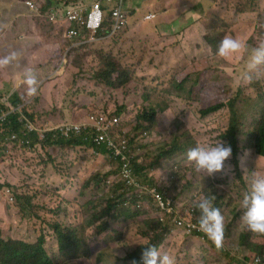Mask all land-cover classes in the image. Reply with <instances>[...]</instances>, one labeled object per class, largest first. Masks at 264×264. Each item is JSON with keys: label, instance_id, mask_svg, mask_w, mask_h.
I'll return each mask as SVG.
<instances>
[{"label": "rangeland", "instance_id": "rangeland-1", "mask_svg": "<svg viewBox=\"0 0 264 264\" xmlns=\"http://www.w3.org/2000/svg\"><path fill=\"white\" fill-rule=\"evenodd\" d=\"M23 1L0 0V60L7 61L0 65V105L11 93H17L23 97L33 121L44 130L82 121L90 114L119 117L122 131L135 140L136 157H143L140 159L151 166L178 133L186 132V137L192 135L203 147L217 140L229 145L226 133L232 118L230 103L235 102L243 127L238 134L237 153L226 162L224 172L214 177L197 172L187 161V154L176 160L163 158L160 164L151 166L157 168L150 171L155 184L165 185L166 193H170V185L176 198L183 196L199 202L201 197L215 198L213 195L218 194L219 201L224 202L219 208L224 226L228 222L223 247L217 249L209 239L187 235L176 226L173 227L177 231L165 239V235L158 234L160 225L155 222L146 225L148 219L161 215L153 204L143 211L144 216L136 218L116 203L115 212L132 219L125 223L128 241L118 245L130 242L131 248L137 250L149 244L144 234L149 229L155 231L149 235L153 242L166 241L160 250L173 255L176 264H255L249 250L240 244V234L246 228L241 221L244 211L241 201L249 190V174L255 170L264 173V158L250 148L251 135L264 118V77L244 83L247 51L224 59L213 52L206 38L231 35L240 38L249 49L264 43V10L258 14V7L253 6L250 14L236 23L226 20V15L214 22L216 15L188 13L187 6L174 5L176 0H156L158 5L148 0H129L126 9L131 12V19L127 30L76 43L66 37L54 38L61 29L65 31L60 27L63 24L61 6L53 9L59 17L58 26L48 17L51 7L42 2L39 14L37 10L28 11ZM70 1L89 4L92 0ZM237 1L249 9L248 1ZM250 1L254 5V1ZM150 13H156L157 17L146 21ZM232 17L230 15L229 19ZM51 29H55L54 34L48 32ZM211 42H215V37ZM109 55L114 58L112 64L117 62L133 73V80L126 87L113 88L94 78L95 72L103 66L101 57ZM19 62L36 75L35 84L27 83L31 76L27 71L24 78L16 75L14 81L18 78V84L2 89L9 65ZM40 72L42 82L37 76ZM30 87L36 89L35 94H29ZM223 103L226 107L219 112L202 114L204 109ZM153 107L158 109V115L152 124L143 117L151 113ZM115 127L118 126L115 124ZM32 141L35 145H25L19 135L16 141L0 143V231L3 238L34 243L41 234L57 237L53 227L58 223L63 229L76 225L64 212L75 215L85 204L88 214L83 218L91 225L101 211L113 205L108 203L111 186H106L105 182L109 183L118 175V163L108 151L90 144L65 149L48 146L36 138ZM238 173L243 180L238 178ZM92 177L95 183L83 186ZM174 181H179L180 186L174 187ZM183 188L184 192L179 193ZM121 193L118 191V195ZM213 204L217 207L215 200ZM236 215L239 219L235 221ZM91 233V257L66 264H98L95 227ZM252 239L259 243L254 234ZM50 252L55 253L53 245ZM260 258L264 261V257Z\"/></svg>", "mask_w": 264, "mask_h": 264}, {"label": "trees", "instance_id": "trees-1", "mask_svg": "<svg viewBox=\"0 0 264 264\" xmlns=\"http://www.w3.org/2000/svg\"><path fill=\"white\" fill-rule=\"evenodd\" d=\"M77 3L82 2L70 0H47L45 4L47 7L51 8L58 7L59 5H62V8H67L70 5H75ZM76 31V41L80 42L83 40V38L81 37L82 32L77 26ZM108 33V31H104L101 32L99 36L107 35ZM208 39L213 50L215 48L214 52L216 53L218 50V45L221 42L222 38L215 37V42H211L210 38ZM112 60H114V58L111 55L102 56L101 61L103 66L95 72L94 78L113 88L126 87L133 80V73L131 72V70L120 66L117 62L112 64ZM14 100L18 101V98H15ZM225 107V103L216 104L203 110L202 114L204 116H208L222 110ZM152 110L153 111L151 113L144 115L143 120L152 122L153 124V122L156 121L155 118L158 115V109L156 107H153ZM230 111L232 114V118L229 129L226 133V140L232 146L234 153L236 154L238 134L241 132V128L243 127V125L240 121L239 113L234 101L230 103ZM29 118H32V116H29ZM33 120L34 119H31L32 125L38 128H43ZM150 128L153 129V125H151ZM185 133L186 132L178 133V136L174 139L173 143L171 144L169 142L170 145L164 148L165 151H163L158 156V158L151 163V166L154 167L160 164V161L163 158L176 160L177 158L186 155L191 148L198 145L197 141L192 135L186 137L184 136ZM13 134H17L18 136L20 135L24 144H26V142L28 141L27 145H29L30 147L32 145H35V142L32 141V138L37 137L36 140H39L37 133L33 132L29 134V131L24 123H16L13 114H8L6 117L0 120V136H2L0 138V143H3L6 137H10ZM251 136L253 138V144L250 145V148L255 150L259 154V156H264V118L254 129ZM130 142L133 146V150H135V140L131 139ZM44 143L48 146L56 145L59 147H65V149L84 146L87 144H90L92 147L99 150L105 149V152L110 149L109 144L105 142L93 143L86 140L85 137H73L67 139L61 136H55V133L53 132L47 136V138L44 140ZM126 156L127 161L129 162L131 155L126 152ZM140 158L133 166L134 168L132 167L134 171L133 177H136L143 182H147L149 181L147 171L150 169V165L145 164V162H143ZM116 162L118 163L116 170L118 171L119 175L121 173V165L118 161ZM98 175L99 173L97 174V176ZM94 183L95 179L94 177H92L87 181L86 186ZM105 183L106 186H111L109 187L110 193L108 194V203L113 205L105 209L101 217H98V219H96V221L91 225L88 221H84V215L88 214L86 205L84 204L80 209V214L71 215L70 212L63 213H66L65 216H68L70 219H72L76 225L68 226V228L63 229V227L58 223L55 227H53V229L57 233V237L55 239L54 237L48 238V236L46 237L44 234H41L38 240L34 243L24 240H7L3 238L2 232L0 231V264H66L67 261L88 259L92 255L93 245L90 240L93 227L96 228L97 234V236L95 237V245L98 248V256L100 258L98 264H113V262L114 264H128L129 262L132 264L133 260L137 262L140 261L141 253L144 247L155 245L158 247V249H160L166 242L164 241V239H159L156 242H153L152 239L149 238L148 242L150 243H146L137 250L131 248L130 242L125 245H118L119 243L124 244L128 241V232L126 231L125 223L131 221L132 219L124 216L123 213H116V210L114 209L115 204L118 203V205L121 206L120 202H124L126 200V194H128V196L134 195V193L132 191H129L128 188H133L136 191L137 189L133 187V185H130L128 183V180L124 179L123 177L118 178V176L114 177L113 180L109 183ZM189 185L190 184H188V186ZM179 186V181H174V187ZM168 188L170 190V193L160 191L161 193H164L163 200H158L157 198L153 199L152 196L148 194V197L151 198L150 200L153 202L154 207L161 211V213L167 212L166 210H164V208L168 207L170 203V207L172 206V208L177 209V203H180V197H183L180 196L176 198L172 193V188L170 185L168 186ZM118 191L122 193L118 195ZM183 192L184 188L179 189V193ZM215 195L216 194H214L213 196ZM18 198L22 199V197L20 196H18ZM183 198V202L186 205H196L191 198ZM217 200H219L218 197ZM27 202L28 204L32 205L31 201ZM141 214L142 211L139 210L137 213L132 215L139 216ZM238 219L239 215H236L234 220L236 221ZM78 220L82 221L78 223L76 222ZM154 222L157 223L158 221ZM244 230L245 231L240 234V244L246 246L252 257H264V236L255 235V239H259V243H256L254 241H251L253 240L252 233L248 231L247 227ZM172 231L173 226L168 223L166 230L163 233L158 234L165 235V239H167ZM225 231L226 235H228V226L226 227ZM151 232L153 231H149L148 229V231L144 234L146 235V237H149L150 234H155H152ZM50 242L52 243L50 244ZM52 245L54 246L55 252L58 251L57 254H52L50 252V248L52 247Z\"/></svg>", "mask_w": 264, "mask_h": 264}, {"label": "clouds", "instance_id": "clouds-1", "mask_svg": "<svg viewBox=\"0 0 264 264\" xmlns=\"http://www.w3.org/2000/svg\"><path fill=\"white\" fill-rule=\"evenodd\" d=\"M28 1H31V0L23 1L24 7L28 9V11H33L28 8V5H27ZM128 1L129 0H126L124 9H123L124 13L127 16V23L122 29L115 30V20H114V10L116 8L115 4H112L108 8L107 13L105 14L103 26L98 30L97 33H93L87 28L82 30L76 24L71 25L70 23L63 22V21H62L63 24L60 27L65 29V37L69 38L71 41L76 42V43L85 42L90 39L96 40L97 38H100L103 36H112L115 34H121L125 30H127V28L130 26L131 12L126 9ZM42 2L46 3L47 0H37L38 6H39V9H37V11L40 12L39 14H41L42 12ZM93 2L94 0H92L91 3L89 4L82 2V3H77L75 5H70V6L71 7L83 6V5L91 6ZM59 6H61L62 8V5H59ZM54 8H51L48 13V17L50 21H52L50 18L51 15L55 13L53 12ZM63 9L65 8H62V10ZM150 16H152V18L148 19V17ZM156 17H157L156 13H150L146 16L145 20L152 21ZM52 22L56 23L55 21H52ZM76 26L82 32L81 37L83 38V40L80 42L76 41V35L74 36V38H70L67 35L68 30L69 29L76 30ZM104 31H108L109 33L107 35L99 36L100 33ZM76 34H77V31H76ZM214 37L222 38L221 42L218 45L217 52L215 53L213 50V52L221 58L229 59L234 55H238L242 51H247L248 59H247L245 71L242 76V80L244 83H250L254 79L258 80L261 77H264V43H260L259 45L249 49L248 46L243 41H241L240 38L238 37L227 35L223 38L221 35H217V36H208L206 38V41L209 45L210 43H209L208 38L213 39ZM5 63H7L6 60H0V65H4ZM35 82L36 81L34 77H31V76L28 77L27 83L30 86L34 85ZM40 87H41V83L39 84L38 88ZM35 91L36 89L34 87H30L29 94L30 95L35 94ZM15 98H18V101H15L14 100ZM0 114H5L6 116L8 114H13L16 123L18 124L24 123L26 125V128L29 131V134L33 132L37 133L39 142H44L47 136L53 132L55 133V136H61L67 139L73 138V137H85V139L88 140L89 142L99 143L97 141V132L92 128H88L87 126L89 117L94 114L88 115V117L82 121L67 123L61 128H51V129L44 130L42 128L35 127L34 125L31 124V119H33V117L29 118V116L31 115L25 109L24 99L23 97H20L17 93H14V94L11 93L7 101L3 102L2 105H0ZM103 115L113 118V116H110L106 113ZM119 119H120V125L118 127H114V131L112 135L114 137L118 136V138L119 136H123L128 140L129 148H128L127 153L131 155L130 161L129 162L123 161L121 157H117L115 153L110 149H108L107 151L109 152L111 158L115 161H118L121 165V173L117 175L118 178L123 177V172L126 169H130L132 170V178L137 183V184H132V183H129L128 181V183L130 185H133V187H135L137 191L134 190L133 188H128V190L132 191L134 195L128 196V194H126L125 195L126 200L124 202H120L121 208H125L126 210L130 211L131 214H135L140 210L142 211L141 215L144 216L145 213L143 211L151 208V204H153V202L150 200L151 198L148 196L151 195L152 198L154 199L156 198V196L153 193V190H156L157 193H161L160 191L164 192L163 188H166V187L165 185L161 186L159 184H155L156 183L155 179L151 177L150 175V171L156 169L157 167L152 168L150 166V169L147 171L148 178H149V181L147 182H143L137 179L136 177L135 178L133 177L134 171L132 167L136 164L139 158L136 157L135 155L133 146L130 142L131 139L129 135H127L128 133H126V131H122L121 118ZM77 126L81 127L80 131H77L75 129V127ZM68 128H72V129L68 130ZM1 137L2 136H0V138ZM17 139H18V135L13 134L10 137H6L4 142H7L9 140L16 141ZM27 144H28V141L26 142L25 145ZM252 152H254L257 156H259V154L255 150L252 149ZM234 154H235L234 150L230 144L226 145L222 140H217L213 145L208 146V147L197 145L191 148L187 152V161L194 165L195 170L197 172L204 173L208 177H214L215 174L222 173L225 171L226 162L230 161V159L233 158ZM259 157L264 158V156L262 155H260ZM240 160H241V165H243L244 157L242 156ZM236 163H237V158L234 160V164ZM249 175H250V179L248 182L249 190L243 196V199L241 201V207L244 210L241 216V221L244 225H246L248 231L251 232L252 234L264 236V173L255 170L251 172ZM171 178L173 179L174 175H172ZM238 178L242 179L239 173H238ZM86 183L83 186H86ZM161 194L164 195V193H161ZM215 196H216L215 198L214 197L211 198L208 196L201 197L199 202L193 201L194 204L196 205H186L184 202H181L182 204L181 206H178L177 209L173 208L174 209L173 213H170L169 211L166 210L167 212L161 213L159 218L148 219V221L146 222V225L147 223L158 221L156 223L160 225V229L158 230V233H163L167 228V224L170 223L172 226H176V229L181 230L183 233L187 235H198L204 239H209L210 243H212L217 249H220L223 247L224 238L227 236L225 230H226V227L228 226V222L224 226V216L222 215L219 209L224 204V202L217 200L218 196L217 195ZM220 196H223V195L221 194ZM224 197L225 196H223V198ZM13 200L14 199L11 197V201ZM213 200H215L217 207L214 206ZM116 207L117 205L115 204V207H114L115 210H116ZM190 207L196 208V216L198 218V227L200 231L195 230L192 232V231H189L188 227H183L178 224L179 220H184L186 224H189L191 222L190 217L187 214L188 208ZM94 211L95 210H93V212ZM102 214H103V211H101L98 217H101ZM141 215L136 216V218L140 217ZM176 231L177 230H174V227H173V231L168 236V238H170L173 235V233H175ZM151 233L153 234L155 233V231ZM55 238L56 237H54V239ZM147 239L149 240V237H147ZM57 253L58 251L55 252L54 254H57ZM254 262L255 264H264L261 258L257 256L254 257ZM132 264H176V259L173 255H170L168 252H161V250L158 249L157 246L151 245V246L144 247L141 253L140 261L137 262L133 260Z\"/></svg>", "mask_w": 264, "mask_h": 264}, {"label": "built area", "instance_id": "built-area-1", "mask_svg": "<svg viewBox=\"0 0 264 264\" xmlns=\"http://www.w3.org/2000/svg\"><path fill=\"white\" fill-rule=\"evenodd\" d=\"M126 0H94L91 6L83 5V6H73L65 8L61 11L62 17L60 18L63 22H68L71 25L76 24L80 27V29H89L93 33H97L98 30L103 26L105 14L107 13L108 8L115 4L116 8L114 10V20H115V30L122 29L127 23V16L124 13V5ZM28 8L31 10L39 9L37 0H31L27 2ZM51 20L57 22L59 17L57 14L53 13L51 15ZM152 16L148 17L151 19ZM68 37L74 38L76 35L75 29H69L67 32ZM6 115L0 114V120H2ZM115 124L117 126L120 125V119L118 117H107L105 115H91L89 117V121L87 122L88 128H92L97 132V141L99 143L105 142L110 146V150H112L117 157H121L123 161H127L126 152L129 148L128 140L119 136V138H115L112 133L114 131ZM72 128H68L71 130ZM77 131L81 130L80 126L75 127ZM14 138V137H13ZM123 177L128 179L129 183L137 184L135 180L132 178V170L126 169L123 172ZM156 198L158 200H163V195L161 193H157L156 190H153ZM164 204V203H163ZM171 203L168 207L164 208V210L169 211L170 213L174 212ZM182 205V204H181ZM187 214L190 217V223L186 224L184 220H179L178 224L183 227H188L189 231L199 230L198 227V218L196 216V208L190 207L188 208Z\"/></svg>", "mask_w": 264, "mask_h": 264}, {"label": "crops", "instance_id": "crops-1", "mask_svg": "<svg viewBox=\"0 0 264 264\" xmlns=\"http://www.w3.org/2000/svg\"><path fill=\"white\" fill-rule=\"evenodd\" d=\"M245 1H248L250 3L249 9L243 7L237 0H176V2H174V5L187 6L188 9L186 12L188 13H195L200 15H206V14L216 15L214 17V22H217L221 17H223V15H226V20H230L231 22L236 23L240 19H242L244 15L250 14V11L253 10V6L258 7V9L254 7L258 14H260L264 10V0H253L254 5L250 0H245ZM148 2L153 3V5H158V1L156 0H148ZM230 15H233L232 19H229ZM55 24L59 26L57 22ZM199 24L200 23H198V25ZM54 31L55 29H51L48 32L54 34ZM56 36H61L64 38L65 31L61 29V33H55L54 38ZM56 43L58 42L56 41ZM45 53L46 51H44L43 54ZM62 56L63 54H61V57ZM8 69L9 72L4 76L6 81L1 83L2 89H5L7 85L11 87L18 84V78L16 81H14L16 75H20L21 78H24L25 73L27 71H29L28 72L29 75L34 77V79L36 78V75L32 74V71L26 69L23 66V63L21 62H19L18 65L15 64L9 65ZM1 70L4 71V68L2 67ZM37 76L39 77L40 82H42L43 76L41 72L37 74ZM75 214H80V211Z\"/></svg>", "mask_w": 264, "mask_h": 264}]
</instances>
